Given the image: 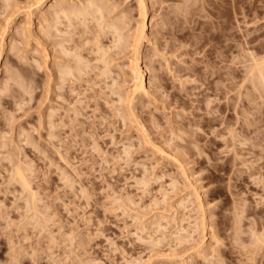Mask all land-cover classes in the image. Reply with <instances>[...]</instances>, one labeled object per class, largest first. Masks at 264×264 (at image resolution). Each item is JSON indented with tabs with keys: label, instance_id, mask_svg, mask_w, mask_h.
<instances>
[{
	"label": "rangeland",
	"instance_id": "obj_1",
	"mask_svg": "<svg viewBox=\"0 0 264 264\" xmlns=\"http://www.w3.org/2000/svg\"><path fill=\"white\" fill-rule=\"evenodd\" d=\"M100 1L68 24L53 0H0V264H264V97L246 75L264 0H145L148 94L130 104L141 7Z\"/></svg>",
	"mask_w": 264,
	"mask_h": 264
},
{
	"label": "bare ground",
	"instance_id": "obj_2",
	"mask_svg": "<svg viewBox=\"0 0 264 264\" xmlns=\"http://www.w3.org/2000/svg\"><path fill=\"white\" fill-rule=\"evenodd\" d=\"M86 1H87L86 3L83 2V4L80 6H77L76 3L75 4L70 3L71 4L70 6H68L69 4L66 6V5H64V3H62V1L59 2V0H53V2L50 4V7L54 8L53 9L54 10L53 11V20L56 21L55 23H59L60 19L64 18L68 22V24H70L74 18H81V19L83 18L84 19L83 21H85V19L87 20V18H88L87 16L92 14V12H93V14H92L93 18H95L97 20L99 18L103 17L102 4H101L100 0H86ZM44 2H45V0H36V3H35L36 9L42 7ZM138 2L140 5L139 7H141L140 13H139L140 18L136 22V25H135L134 29L132 30V33L130 34V40H129V46L131 47L132 55H131V60H130L128 69L131 73V79L133 81V83H132L133 88H132L131 93L134 96L132 98L129 96L131 98L130 100L125 99V101L127 100L128 103L133 102L135 99V96L137 94L138 95L148 94V89H147V86L145 84V70H146V68L141 65L142 45L144 43V39H146L148 37V33H147V29H146V26H147L146 18H147V13H148V11H147L148 6L145 5V0H138ZM97 12H98V15H94ZM31 13L35 14L34 10L31 11ZM105 25L106 26H103L102 28H105V27L107 29L109 28L108 30L111 31L113 38H115L117 41H120V39L122 37V34L120 32L121 28L114 23H112V24L111 23L110 24L105 23ZM7 27H8V25H7ZM114 33H115V35H114ZM118 45L119 44H117V46ZM104 54H106V51H104ZM113 56H111L112 58L111 57L108 58V56H107V58L104 60V62H105L104 66L108 65L111 59L116 58L115 56L114 57ZM76 61H77L76 62L77 64L75 66H73V67L65 66L64 68H62L61 74H60V77L62 79H64L68 75L77 77L78 75H81L84 72V70L86 68V63H82L81 62L82 60L78 56H77ZM247 69H246V71L248 73V74H246V75H248L247 78L251 81V84L253 83L254 86L256 85V87L254 89L257 88V90H258V87H259V92H260V90H262L259 97H262V96L264 97V58H262L261 60L254 59L253 64L252 65L250 64V67ZM107 71H108V69L104 71V74ZM16 75H14V76L16 77V80L17 79L20 80V82H18V80H17V82L20 84L23 80L21 78H17L18 75L17 76ZM11 76H10L11 78L14 77L13 75H11ZM21 84H23V83H21ZM237 95H239V93ZM125 98H128V97H125ZM130 110H131V108H130ZM206 125L210 126V127L212 126L209 119H206ZM225 130H226V132L224 130H216V131L214 130L213 132H215V133H213V134H214V136L222 134V137H224V136L227 137V134H229L228 135L229 138L224 137V140L226 139V143L231 145V142L233 143L232 139L234 137L233 129L230 127H226ZM182 148H185V147L182 146ZM16 166H17V164L14 167H16ZM14 167H13V169H14ZM14 171H15V177H17V179L21 182L22 186L25 189H27L30 185L28 184V182L25 178L24 169L23 168L20 169L17 166V168ZM13 178H14V176H13ZM28 190H29V188H28ZM29 203H31V201Z\"/></svg>",
	"mask_w": 264,
	"mask_h": 264
}]
</instances>
